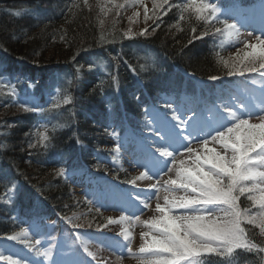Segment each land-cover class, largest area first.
<instances>
[{"label":"trees","instance_id":"1","mask_svg":"<svg viewBox=\"0 0 264 264\" xmlns=\"http://www.w3.org/2000/svg\"><path fill=\"white\" fill-rule=\"evenodd\" d=\"M201 5L220 13L200 10ZM129 7L128 1L119 0H0V78L15 82L13 89L0 88V249L6 247L19 262H39L40 253H33L26 239L36 226L43 225L45 235L56 229L60 237L70 231L119 232L111 214L87 195L77 198L73 186L102 190L106 181L133 180L117 153L121 147L125 154L128 137L155 145L163 131L176 132L184 120L195 126L224 117L230 123L219 132L232 140L236 133L227 129L240 121H247L242 135L248 126L257 138L264 132L259 127L263 119L237 115L253 104L251 88L260 86L255 81L264 74L260 59L253 65L245 58L259 50L246 42L232 55L222 40L225 24L235 25L244 14L256 13L245 18L264 21V0H172L140 35L130 34ZM248 29L239 31L252 34ZM241 54V63L228 65ZM60 82L66 83L61 101L46 106ZM216 141L225 151L209 145L193 155V161L200 157L205 171L211 167L203 163L205 157L228 154L230 159L233 154L231 140L227 147ZM256 160L253 170L264 172ZM104 161L120 168L108 174ZM244 186L253 190L238 195L237 206L244 214L240 226L255 247L234 248L226 255L202 251L194 260L264 264V252L259 251L264 248L259 225L264 183L257 178ZM194 195L190 192L186 199ZM221 213L203 216L216 219ZM252 217L255 223L248 222ZM4 261L0 255V264Z\"/></svg>","mask_w":264,"mask_h":264},{"label":"rangeland","instance_id":"2","mask_svg":"<svg viewBox=\"0 0 264 264\" xmlns=\"http://www.w3.org/2000/svg\"><path fill=\"white\" fill-rule=\"evenodd\" d=\"M122 3L128 1L129 7L127 12V24L129 26L130 34L140 35L146 33V29L153 23L155 16L158 13H163L165 7H169L172 0H119ZM215 13H220V9H216ZM161 15V14H160ZM243 16V15H242ZM251 16H257L251 14ZM257 17H238L236 20V28L250 29L252 34L241 33L239 39H228L222 35V40L227 41L232 55H236L237 51L243 46V43H248L258 50L264 47V21L257 22ZM249 30V29H248ZM249 32V31H246ZM254 49V48H253ZM253 49L248 48V51ZM242 54L237 58L229 59L228 65L231 67L236 66L235 62L241 63ZM239 58V59H238ZM228 67V66H227ZM240 70V69H239ZM260 83L259 87H252V92L249 98H253V104L246 107V114L252 115L255 119H260L264 116V74L257 80ZM15 82L10 77L0 78V88L13 89ZM250 89V88H248ZM66 91V83H59L56 93L48 98L46 106L52 107L59 104L61 96ZM1 115V114H0ZM255 115V116H253ZM244 116V115H241ZM264 120V119H263ZM186 121L184 120L182 126L176 130L178 132L168 131L164 137L160 139L162 143L156 144V150H146L145 147L137 140L128 137L127 148L125 154L123 149L117 150L118 156L121 157L124 164L122 167L128 169L133 178L131 183L126 186L111 185L106 196L102 195L98 190L94 191L90 188L87 189L83 184L74 185L73 190L77 198L89 197V200H94L99 208H102L114 219L116 225L120 226L119 232H110L107 229L104 231H70L62 238L58 235V231L52 234L45 235L44 227L36 226L28 233L29 245L28 248L33 252H39L40 264H146L148 259H172L169 253H161L158 257L152 256L153 250H148V245L153 238H161L159 230L153 226V221L159 220L165 213L169 216H180L181 214L192 213L186 209L179 208L172 204L174 198L184 197L191 192V188L185 189L181 187L183 168L192 169L193 155L196 156L199 150L205 146L212 145L219 150H224V146L220 145L213 137H217L216 132L229 124V120L223 118L222 120L210 119L209 126L206 125L205 120L197 123L195 128L193 126L184 127ZM259 126V125H257ZM260 127V126H259ZM180 130H183L180 132ZM164 138V139H163ZM131 140V141H130ZM205 141L207 143L205 144ZM109 146L108 150H112ZM198 148L191 155H188L189 149ZM107 148V146H105ZM131 150L134 151L132 154ZM161 150H167L173 153L171 157H164L160 155ZM205 152L200 153L203 156ZM226 160H229V155H223ZM251 156V155H250ZM256 156L252 154V159ZM104 167L108 174H113L119 169L116 163H108L104 161ZM117 165V166H115ZM171 169V171H169ZM206 170V169H205ZM172 181H176L172 184ZM155 186V187H153ZM103 196V197H102ZM8 199H12L9 195ZM100 200V204L98 203ZM147 205V206H145ZM157 205L165 209V213H161L157 209ZM197 207H204L208 212L193 213L194 215H203L211 213H221L220 208L223 205H200ZM222 214V213H221ZM223 217V216H222ZM222 217L216 218L217 222H222ZM43 226V225H42ZM110 229V228H109ZM21 239L22 236L18 232ZM127 237V238H126ZM60 239V240H59ZM23 240L21 243H25ZM5 244L4 246H7ZM89 246L92 250L97 252L98 255H92L100 261L93 262L89 255L91 251L81 253L83 246ZM19 246V245H18ZM145 248V252H141V248ZM86 248V247H85ZM129 248L131 252H129ZM5 249V250H4ZM12 249V248H10ZM6 247L0 249V255L3 257H11L13 260V253L10 254ZM89 254V255H88ZM182 260V259H179ZM37 262H19V264H38ZM3 264H10L5 260ZM182 264V263H179Z\"/></svg>","mask_w":264,"mask_h":264},{"label":"snow or ice","instance_id":"3","mask_svg":"<svg viewBox=\"0 0 264 264\" xmlns=\"http://www.w3.org/2000/svg\"><path fill=\"white\" fill-rule=\"evenodd\" d=\"M205 8H211L213 14L216 12V9L211 5L200 6V10ZM234 27L235 25L225 24L224 35L226 38L231 39ZM248 57H250L249 63L253 65L256 59L259 58L261 61L260 66L264 67V47H261L258 52L247 53L245 58ZM247 70H255V68ZM246 124L247 121H240L234 128L227 129L228 133H236L234 140L230 136L226 137L224 132L218 131V136L213 137V140L219 138L225 147L228 146V142L231 140V148L233 150L231 158L226 160L222 155L205 157L203 163L211 165L208 171H205L200 157L197 156L193 161L195 168L191 170L183 168L181 176V187L185 189L191 188V192L195 195L188 199L184 197L182 199L174 198L171 202L179 208L186 209L192 213L208 212L204 207H197L200 205H231L232 219L217 222L212 216H208L211 219L203 215L187 214L173 217L167 215L165 209L157 205L158 211L165 213L159 220L153 221V226L159 230L161 238L154 237L148 245V250H153V257H158L164 252L171 253L172 259L152 258L148 259L146 264H176L178 259L184 260L185 264H193L195 257L202 251L226 255L231 253L234 248H245L251 251L255 247L247 239L244 229L240 226L241 218L244 214L237 206V199L239 194H243L245 191L250 192L255 188V185L253 188L244 186L245 181L259 178L260 182L264 183V172L253 170L252 157L249 156V152H255L259 148V152H255L258 157L255 163L259 166H264V163H261L264 160V132L260 133L259 138H257L252 126H248L246 134L242 135L240 130ZM260 127L264 128V125ZM206 143L207 141H205ZM191 152L192 150L189 149V154ZM208 152L212 153L213 150L208 149ZM160 155L171 157L173 153L161 150ZM225 178H227V182H225ZM175 183L176 181H172V184ZM229 185L237 186L238 189L242 188L243 192H234ZM261 191L264 192V189H261ZM259 204L261 208H264V195L259 198ZM256 221L257 218L252 217L248 222L255 223ZM259 225L261 234L264 235V232H262V229H264V216L259 218ZM193 234L199 238L194 239ZM16 238L9 237V239ZM140 251L145 252L146 249L142 247ZM259 251L264 252V248H260ZM129 252H131L130 248ZM3 259L8 260L10 264H19L18 261L12 260L11 257H3Z\"/></svg>","mask_w":264,"mask_h":264},{"label":"clouds","instance_id":"4","mask_svg":"<svg viewBox=\"0 0 264 264\" xmlns=\"http://www.w3.org/2000/svg\"><path fill=\"white\" fill-rule=\"evenodd\" d=\"M232 31H233V35H232L231 39H233V40L239 39V36L241 35V33L236 28V26L234 27V29ZM254 83H255V81H254ZM229 115L233 116V118H236V114L235 113H229ZM253 116H255V115H253ZM259 118L260 119H264V116H260ZM261 163H264V160H262ZM229 187H231L234 192H237V191H238V193H242L243 192V189L242 188L238 189L237 186L229 185ZM177 199H182V197H179ZM234 199H235V197H234ZM225 203H227V202H225ZM180 206H184V205H180ZM219 211L224 213V216L222 217L223 220L232 219V208H231V205H229V206H227L225 208H221V209H219ZM208 219H211V217H208ZM262 232H264V229H262ZM193 238L194 239H198L199 237H196L193 234ZM193 264H204V262L203 261L193 260Z\"/></svg>","mask_w":264,"mask_h":264},{"label":"bare ground","instance_id":"5","mask_svg":"<svg viewBox=\"0 0 264 264\" xmlns=\"http://www.w3.org/2000/svg\"><path fill=\"white\" fill-rule=\"evenodd\" d=\"M7 89H10V88H7Z\"/></svg>","mask_w":264,"mask_h":264}]
</instances>
